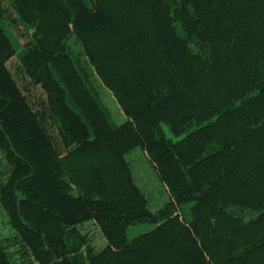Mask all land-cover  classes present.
<instances>
[{
	"label": "trees",
	"instance_id": "trees-1",
	"mask_svg": "<svg viewBox=\"0 0 264 264\" xmlns=\"http://www.w3.org/2000/svg\"><path fill=\"white\" fill-rule=\"evenodd\" d=\"M0 211V264H264V0H0Z\"/></svg>",
	"mask_w": 264,
	"mask_h": 264
},
{
	"label": "rangeland",
	"instance_id": "rangeland-1",
	"mask_svg": "<svg viewBox=\"0 0 264 264\" xmlns=\"http://www.w3.org/2000/svg\"><path fill=\"white\" fill-rule=\"evenodd\" d=\"M89 76L91 86L98 94L106 109L111 114L112 123L115 126H120L127 123L128 118L121 111L113 95L104 87L102 82L98 79V77L95 76L92 70H89ZM128 162L132 169L136 186L142 191L148 201V208L150 212L153 214L158 213L168 203L171 202V197L168 189H166L162 185L156 175L154 168L150 164L148 157L141 149H137L135 152H133L128 157ZM3 222L5 223L6 227L9 228V225L7 224L1 212L0 231L5 234L6 230ZM151 229L152 226L150 224L138 226L133 228L130 235L134 238V236L140 233L148 232ZM81 232L89 239L91 245L94 246L97 250L104 248L106 243L95 223L85 224L84 226H82ZM0 238H3L1 234Z\"/></svg>",
	"mask_w": 264,
	"mask_h": 264
}]
</instances>
